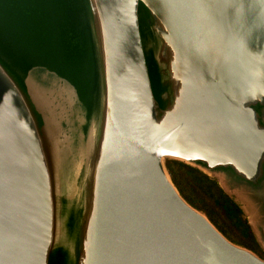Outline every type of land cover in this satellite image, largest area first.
Masks as SVG:
<instances>
[{"label": "water", "instance_id": "1", "mask_svg": "<svg viewBox=\"0 0 264 264\" xmlns=\"http://www.w3.org/2000/svg\"><path fill=\"white\" fill-rule=\"evenodd\" d=\"M0 264H264V0H0Z\"/></svg>", "mask_w": 264, "mask_h": 264}, {"label": "trees", "instance_id": "2", "mask_svg": "<svg viewBox=\"0 0 264 264\" xmlns=\"http://www.w3.org/2000/svg\"><path fill=\"white\" fill-rule=\"evenodd\" d=\"M170 178L181 196L201 210L229 240L245 246L260 256L246 220V210L234 196L223 191L216 180L196 168L178 161H166Z\"/></svg>", "mask_w": 264, "mask_h": 264}, {"label": "rangeland", "instance_id": "3", "mask_svg": "<svg viewBox=\"0 0 264 264\" xmlns=\"http://www.w3.org/2000/svg\"><path fill=\"white\" fill-rule=\"evenodd\" d=\"M232 196H234V195H232ZM238 201H240L236 196H234ZM240 203L243 205V207H244V209L246 210V208H245V206H244V204L240 201ZM246 220L247 221H249L250 222V217H249V215L247 214V211H246ZM254 237V236H253ZM255 240V239H254ZM256 242V241H255ZM256 245H257V243H256ZM257 248L259 249V247H258V245H257ZM259 251H260V249H259ZM261 252V251H260ZM258 254V253H257Z\"/></svg>", "mask_w": 264, "mask_h": 264}]
</instances>
